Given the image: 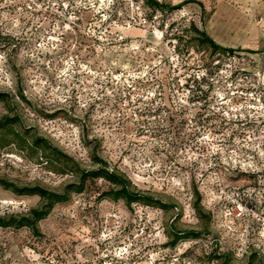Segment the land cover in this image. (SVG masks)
<instances>
[{
  "label": "rangeland",
  "instance_id": "1",
  "mask_svg": "<svg viewBox=\"0 0 264 264\" xmlns=\"http://www.w3.org/2000/svg\"><path fill=\"white\" fill-rule=\"evenodd\" d=\"M204 1L203 15L194 3L164 15L142 0H0V119L17 116V131L80 169L102 166L95 157L170 206L101 199L110 185L90 180L39 222L38 236L0 229V264H220L211 249L264 264L260 214L241 195L264 182V98L250 57L264 42V0H234V15ZM190 24L232 53L187 46ZM0 178L58 193L78 181L12 146L0 149ZM195 192L209 219L194 210ZM238 203L250 222L236 218ZM39 206L0 188V216ZM171 229L206 233L172 247ZM246 237L249 255L235 260L230 249Z\"/></svg>",
  "mask_w": 264,
  "mask_h": 264
},
{
  "label": "trees",
  "instance_id": "2",
  "mask_svg": "<svg viewBox=\"0 0 264 264\" xmlns=\"http://www.w3.org/2000/svg\"><path fill=\"white\" fill-rule=\"evenodd\" d=\"M144 5L151 11L152 14H171L181 10L186 5L191 3L196 4L201 14H205L204 5L196 0H184L177 5L166 4L158 0H142ZM173 27H171L172 29ZM192 32L193 36L189 38L187 46H196L200 48H207L212 55H230L232 50L223 48L216 44L212 38L205 32V30L197 27L195 24H190L188 30ZM174 40L177 41L176 51L179 53V42L183 41V37L176 35ZM0 101H4V96L0 95ZM19 118L17 116H4L0 119V149L7 147H14L25 158L30 161H37L44 165L48 171L59 175H75L78 178L76 183L68 184L64 187L62 192H52L41 188L39 186H24L19 187L5 179L0 178V188L8 191L18 197L37 196L40 199V206L30 209L25 214H8L0 216V229H27L33 236L39 235L38 224L48 217L54 206L68 201L71 194H80L83 192L85 185L90 180L102 179L106 181L110 187L107 191L100 194L101 199H111L113 201L122 200L126 205L141 204L147 207L158 208L161 210H168L170 206L160 202L159 200L134 191L131 188L130 181L124 176L110 171L106 164H103L99 159L93 158L96 163H101L102 166L94 170H82L78 164L68 155L54 147L48 140L31 135L28 131L20 133L15 129L19 125ZM196 194V202L193 204L194 210L200 218L209 219V216L203 214L200 205L199 194ZM239 193H237L238 195ZM243 198H247L252 209L258 211L260 216L264 217V182L258 181L257 186H253L249 190L241 193ZM259 224L256 227L258 230ZM173 240L170 246H175L177 241L184 239H197L206 232L199 231H177L171 229ZM237 251L239 248H235ZM223 260L220 264H233L231 259L226 254H218L216 251L209 255V259L217 261ZM251 258L255 255H250ZM247 264H251L248 262Z\"/></svg>",
  "mask_w": 264,
  "mask_h": 264
},
{
  "label": "crops",
  "instance_id": "3",
  "mask_svg": "<svg viewBox=\"0 0 264 264\" xmlns=\"http://www.w3.org/2000/svg\"><path fill=\"white\" fill-rule=\"evenodd\" d=\"M204 0H202V3L204 5ZM216 8L218 9L217 12L220 11V14H231L234 15V10L232 8H229L228 5L232 4L234 5V0H215ZM234 7V6H233ZM205 8V7H204ZM219 45L222 42H219ZM251 54L250 57L252 59L253 63V72L254 75L258 77V81L262 88H264V42L260 44L257 42L253 48H251Z\"/></svg>",
  "mask_w": 264,
  "mask_h": 264
},
{
  "label": "built area",
  "instance_id": "4",
  "mask_svg": "<svg viewBox=\"0 0 264 264\" xmlns=\"http://www.w3.org/2000/svg\"><path fill=\"white\" fill-rule=\"evenodd\" d=\"M255 77H257L255 75ZM258 79V77H257ZM259 83V81H258ZM260 85V83H259ZM260 88H261V93L263 95V98H264V88L261 87L260 85ZM247 199V198H246ZM243 204L241 203H238V214L236 216L237 219H243V221H246L247 222H250L251 219H252V216L251 215H248V216H245L243 214ZM246 217V218H244ZM257 217V222H259V235L262 239H264V217H261V216H256ZM214 243V249L217 248L218 244H222V242L220 240H214L213 241ZM249 242H248V238L246 237V239L243 241V243L241 244V247L239 248V250L237 251L235 248L234 250L233 249H230L231 253L234 254V259L235 260H238V261H242L244 258H246L248 255H249ZM212 250H210V252L208 253V255H210L212 253ZM217 252V251H216ZM219 254V252H217Z\"/></svg>",
  "mask_w": 264,
  "mask_h": 264
}]
</instances>
